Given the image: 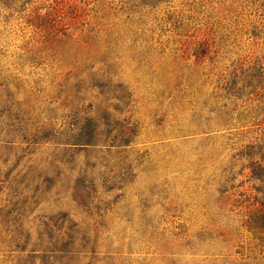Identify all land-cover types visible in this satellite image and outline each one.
I'll list each match as a JSON object with an SVG mask.
<instances>
[{"label":"rangeland","instance_id":"obj_1","mask_svg":"<svg viewBox=\"0 0 264 264\" xmlns=\"http://www.w3.org/2000/svg\"><path fill=\"white\" fill-rule=\"evenodd\" d=\"M251 164L264 0H0V264H264Z\"/></svg>","mask_w":264,"mask_h":264},{"label":"trees","instance_id":"obj_2","mask_svg":"<svg viewBox=\"0 0 264 264\" xmlns=\"http://www.w3.org/2000/svg\"><path fill=\"white\" fill-rule=\"evenodd\" d=\"M37 15H38L37 20H49V19H51V13L50 12H48L44 15L39 14V12H38ZM48 23H47V26L50 25V23L49 24ZM41 26H42V24L39 25L38 28H40ZM78 141H80V140H78ZM87 141L90 144L88 142H86L85 144H77V148L82 149L81 147H83V146L92 145L91 143H93V142H92L91 138ZM77 148H75V149H77ZM75 151L76 150H73L74 153H75ZM251 167H252L251 173H252L253 178L261 179V180L264 179V168L261 167V165L253 164V166H252V164H251ZM250 229L255 230V232L264 231V208H258L253 212V215L251 218ZM70 244H68V246ZM44 255H45V258L47 259V261L52 260L51 261L52 264H54V263L63 264L65 260L68 263V260L70 258H72L70 256H72L73 254L71 253V251L69 250L68 247L66 249L58 248V244H57V242H55V243H48L44 247ZM67 263H64V264H67Z\"/></svg>","mask_w":264,"mask_h":264}]
</instances>
